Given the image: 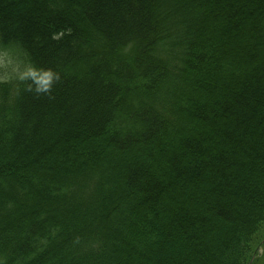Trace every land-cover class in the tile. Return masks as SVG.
I'll return each mask as SVG.
<instances>
[{
  "label": "trees",
  "instance_id": "trees-1",
  "mask_svg": "<svg viewBox=\"0 0 264 264\" xmlns=\"http://www.w3.org/2000/svg\"><path fill=\"white\" fill-rule=\"evenodd\" d=\"M0 49V264H264V0H0Z\"/></svg>",
  "mask_w": 264,
  "mask_h": 264
},
{
  "label": "rangeland",
  "instance_id": "rangeland-1",
  "mask_svg": "<svg viewBox=\"0 0 264 264\" xmlns=\"http://www.w3.org/2000/svg\"><path fill=\"white\" fill-rule=\"evenodd\" d=\"M29 67L18 50L0 49V81H8L27 73ZM263 252V249H260Z\"/></svg>",
  "mask_w": 264,
  "mask_h": 264
}]
</instances>
